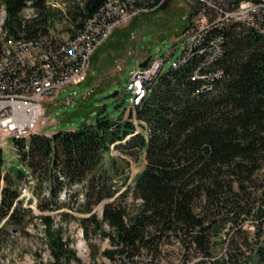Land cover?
I'll list each match as a JSON object with an SVG mask.
<instances>
[{
	"label": "trees",
	"instance_id": "obj_1",
	"mask_svg": "<svg viewBox=\"0 0 264 264\" xmlns=\"http://www.w3.org/2000/svg\"><path fill=\"white\" fill-rule=\"evenodd\" d=\"M0 1L6 39L38 42L49 59L39 56L42 66L76 60L57 55L69 44L51 34L57 19L67 20L72 39L84 35L86 42L91 18L103 16L110 4H123L119 16L132 12L126 4L150 5ZM158 2H166L158 9L170 4ZM244 21L236 17L200 30L178 66L157 71L128 117L101 109L77 128L12 137L18 163L0 173V250L10 249L39 219L49 257L38 256L35 264H85L64 226L55 223L59 216L77 220L86 237L108 239L111 247L102 254L116 262L146 251L153 256L143 264H156L174 246L187 262L197 256L207 261L224 246L221 264H264V28ZM217 35L223 47L207 61ZM23 66L25 76L9 72L0 91L37 78L39 66ZM141 158L145 164L131 182V160ZM3 161L0 154V166Z\"/></svg>",
	"mask_w": 264,
	"mask_h": 264
},
{
	"label": "rangeland",
	"instance_id": "obj_2",
	"mask_svg": "<svg viewBox=\"0 0 264 264\" xmlns=\"http://www.w3.org/2000/svg\"><path fill=\"white\" fill-rule=\"evenodd\" d=\"M60 2L61 0H50L54 4L60 5ZM189 10L187 3L174 0L170 1L166 9L157 8L151 12L128 15L131 17L128 20L126 18L123 21L125 23L117 26L111 36L96 48L84 81L81 84L68 85L56 96L45 99L46 113L38 123L36 132L44 130L50 133L60 128L80 127L84 121L94 120L101 109L111 116H120L123 113L124 118L130 112L135 113L133 106L130 107L132 104L127 90L131 76L150 55L153 60L176 47L166 61L163 72L173 65V60L182 55L184 46L180 37L188 24ZM69 26L67 20L57 19L51 28V34L59 39H66L71 35ZM114 90H118V93L111 96ZM0 154L4 160L0 173L5 174L6 170L18 163L12 136L0 134ZM112 154H117V151L114 150ZM144 164L143 158L138 161L131 160V182ZM2 184L3 180L0 181V185ZM24 194L30 195L28 191H24ZM55 223L64 226L66 236H70L71 246L75 247L78 257L85 264L121 263L109 260L102 254L104 249L111 247L108 239L94 234L86 237L77 220L66 221L57 216ZM44 229L42 220H31L27 227L29 233L18 235L10 249L0 250V264H35L38 256L48 259L49 249L45 242ZM223 249L224 246H219L207 261L197 256L187 262L181 255L179 246L167 247L156 264H214L215 261L221 264Z\"/></svg>",
	"mask_w": 264,
	"mask_h": 264
},
{
	"label": "built area",
	"instance_id": "obj_3",
	"mask_svg": "<svg viewBox=\"0 0 264 264\" xmlns=\"http://www.w3.org/2000/svg\"><path fill=\"white\" fill-rule=\"evenodd\" d=\"M174 0H167V2ZM189 5L188 24L181 35L184 46L183 53L175 60H180L187 53V42L194 41L201 33V29L208 25L216 23H226L228 20L236 19V12H243L246 15V21L257 27L264 28V0H178ZM150 5H141V3L126 4L128 8H132V15L141 12L155 11L158 7L166 2H158V0H149ZM123 4H110L105 8V13L101 17L92 19L90 38L88 42L78 44V35L74 37V46L69 48H77L78 56L74 62L56 63L57 66L44 67L38 64V59L28 57L27 61L20 62V56L13 59L9 63L10 70L0 72V83L9 81V72L21 73L24 68L23 64L32 63L33 66H39L37 76L38 85L32 86L31 90H21L16 93H1L0 106L6 105L10 101H25L35 107L33 111L27 108V114L32 115V119L21 125L19 121L10 115L8 118L0 117V134H8L13 132H26L29 130H37L38 123L46 113L45 99L56 96L60 90L71 84H81L87 75L90 59L95 53L96 48L103 44L112 34V31L119 25L125 22H120L117 6ZM211 10V11H210ZM131 16H126L127 20ZM213 47L207 49L205 59L208 61V53H215L220 50L223 45L222 36L217 35L212 37ZM21 40V39H20ZM15 41L13 44L20 42ZM50 43V39L48 41ZM176 47L164 56L154 58L149 62V65L137 69L131 76L127 85V90L130 93V101H136L137 96L143 93L149 81L151 72H156L158 65H166L168 58L175 52ZM65 51V52H66ZM22 52V51H21ZM62 52L57 55H65ZM56 55V56H57ZM173 60V61H175ZM172 61V62H173ZM174 63V62H173ZM153 256L150 252L141 251V253L133 256L132 259L127 258L120 264H142V259H151ZM163 256V255H162ZM162 256H160L162 258Z\"/></svg>",
	"mask_w": 264,
	"mask_h": 264
},
{
	"label": "bare ground",
	"instance_id": "obj_4",
	"mask_svg": "<svg viewBox=\"0 0 264 264\" xmlns=\"http://www.w3.org/2000/svg\"><path fill=\"white\" fill-rule=\"evenodd\" d=\"M30 4V1L28 2ZM34 9L31 6L26 7L25 9V13L30 16L33 13ZM128 15H132V12L126 11L120 13V22H123L126 19V16ZM236 17L239 18H246L245 13L243 12H236L235 13ZM5 16H6V8L5 6H0V40H1V52H3V55L0 59V72H5L7 69H9V63L11 61H13V59L17 58L18 56H20V60L22 61H27L28 57H34L35 59H38L39 56L44 57L45 59H48V56L46 54V51L44 49L41 48V45L38 42H26L24 40H20V42H17L16 44H13L15 41L14 38H8L6 39L5 36V31L6 29H4V24H5ZM212 27V25H208L206 27H204L201 30H205V29H210ZM199 38V35H198ZM196 38L194 41H189L187 42V53L182 57V59L180 60H175L173 61V66H178V63L183 60L185 58V56L188 54V52L190 51V49H192L195 45V43L197 42ZM69 44L66 45H62L61 47L66 50L68 47H73L74 46V39L71 38V36L67 37ZM88 42V41H86ZM85 42V38L84 35L81 37H78V44L81 43H86ZM22 51V52H21ZM66 53H70V57H77L78 56V50L77 48H69ZM61 61V60H60ZM38 63H39V59H38ZM58 63H63L58 62ZM27 64V63H25ZM30 65H33L32 63H29ZM24 65V64H23ZM51 66H56L54 65V63H46L44 65V67H51ZM165 65H158L157 66V70L156 72H151L150 76H149V81L147 83L146 88L144 89L143 93H140L139 96H137L135 104L134 101H131V106H135L137 104H139V102L143 99V97L146 95V92L148 91L150 82L153 79V76L157 73L158 70H162L164 68ZM27 69H24L22 71V75L25 76ZM38 85V81L36 77H32L30 80L25 81L22 83V85H20V89L22 90H31L32 86H37ZM10 90L7 91V93H16L19 92L18 88H14L12 86L9 87ZM1 93L7 94L6 92L0 91V96ZM30 108L33 111L35 110V107L25 101H10L8 103H6V105H1L0 106V117L3 118H8V116L13 115L21 125L25 124L26 122H28V120L32 119V115H29L26 113V109ZM36 132V130H29L26 132H13V133H8L6 135H10L13 137H23V136H28L31 133Z\"/></svg>",
	"mask_w": 264,
	"mask_h": 264
},
{
	"label": "water",
	"instance_id": "obj_5",
	"mask_svg": "<svg viewBox=\"0 0 264 264\" xmlns=\"http://www.w3.org/2000/svg\"><path fill=\"white\" fill-rule=\"evenodd\" d=\"M151 58H152V55H150V56H148L146 59H144L141 63H140V67H142V66H148V64H149V61L151 60ZM117 93H118V90H114L113 91V93H111L112 95L111 96H115V95H117Z\"/></svg>",
	"mask_w": 264,
	"mask_h": 264
},
{
	"label": "crops",
	"instance_id": "obj_6",
	"mask_svg": "<svg viewBox=\"0 0 264 264\" xmlns=\"http://www.w3.org/2000/svg\"><path fill=\"white\" fill-rule=\"evenodd\" d=\"M53 131H50V133H52Z\"/></svg>",
	"mask_w": 264,
	"mask_h": 264
}]
</instances>
